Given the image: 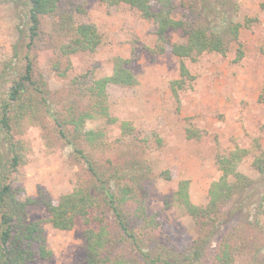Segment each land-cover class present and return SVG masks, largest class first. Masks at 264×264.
Wrapping results in <instances>:
<instances>
[{"label":"rangeland","instance_id":"rangeland-1","mask_svg":"<svg viewBox=\"0 0 264 264\" xmlns=\"http://www.w3.org/2000/svg\"><path fill=\"white\" fill-rule=\"evenodd\" d=\"M81 2L86 13L76 14L75 20L95 25L101 44L94 52L64 58L51 50L53 18L41 20V40L27 54V40L22 43L18 31L25 29L26 0L0 1V99L6 97L13 76L23 72L25 55L33 63L34 74H41L47 85L49 110L62 115L67 113L71 100L79 108L87 104L85 100H73L69 88L73 77L85 73L94 80L107 77L112 74L114 58L129 60L128 68L137 78V85L107 88L109 112L117 122L88 120L86 129H100L105 138L97 145L81 141L77 145L91 156L99 172L119 171L118 175L139 178L137 183L146 191L143 203L151 221L149 227L159 239V247L178 251L198 237L194 221L175 201L178 182L187 180L190 201L206 206L211 185L221 175L217 155L247 150L236 169L251 183L220 205L214 223L219 228L198 264H215L219 241L228 245L231 264H264V175L252 166L264 149V0H228V4L217 0L209 14L196 6L194 16L198 18L194 19L209 32H216V26L230 21L242 25L239 39L244 55L237 61V44L231 43L225 56L204 53L193 61L185 59L193 80L179 93V103L173 99L169 83L178 78L180 61L168 50L163 54L155 51L152 23L125 6H108L98 0ZM189 3L190 0H173V16H186L184 7ZM167 37L170 43L186 39L180 31L169 32ZM56 62L65 77L53 69ZM185 120L200 132L199 138H186ZM120 122H129L134 133L123 137ZM12 128L14 139L22 142L25 150L24 163L11 174V184L18 190V200L31 198L39 202L27 207V219L42 222L51 251L48 260L31 264H86L83 221L77 220L68 231L53 229L41 204L47 200L56 203L80 182L94 191L95 184L85 165L58 136L45 108L28 114ZM70 130L71 127L68 133ZM132 166L134 173H130ZM147 168L150 172L144 174ZM164 171L169 179L161 176ZM239 203L243 206L238 207ZM101 209L115 233L112 214L102 203ZM96 225L92 223V227ZM116 243L115 253L134 260L128 247L120 241Z\"/></svg>","mask_w":264,"mask_h":264},{"label":"trees","instance_id":"trees-1","mask_svg":"<svg viewBox=\"0 0 264 264\" xmlns=\"http://www.w3.org/2000/svg\"><path fill=\"white\" fill-rule=\"evenodd\" d=\"M98 1L108 6H125L137 12L143 20L152 23L156 36L155 51L163 54L168 50L180 61L178 78L169 83L171 95L176 103H179V93L187 89L188 81L193 80L183 62L185 59L193 61L204 53L225 56L231 43L237 44V61L244 55L239 39L241 24L230 21L216 26V32H209L206 26L194 19L198 18L194 16L196 6L199 5L203 13H213L214 2L217 0H190L184 7L186 16L180 18L173 16V0ZM219 2L228 4V0ZM81 3V0H26L28 8L25 29L18 31L22 43L27 40L24 46L27 54L33 45L41 40V20L48 17L54 19L49 41L51 50L56 55L68 58L77 53L96 51L101 44V36L96 26L75 20L76 14L86 13ZM177 31L185 35V41L170 43L168 33ZM14 54L16 55L17 51ZM24 59L26 62L23 72L13 76L6 97L0 99V264H31L36 260H48L51 257L42 222L27 219V207L39 202L31 198L18 200V190L11 184V174L24 163L25 150L22 142L14 139L12 127L41 107L45 108L52 118L58 136L72 147L76 157L85 165L89 179L95 184L94 191L91 192L86 183L80 182L70 193L60 196L56 203L49 200L41 203L48 215L47 222L53 229L68 231L74 227L77 220L83 221L86 227V264H198L219 228L214 223L220 205L228 203L239 189L243 190L251 183L236 169L248 151L236 149L217 155L216 162L221 175L211 185L206 206H196L190 201L187 180L178 182L174 194L175 201L194 221L198 237L182 251L174 247L163 250L159 247V239L154 235V230L149 227L151 221L147 219L143 203L146 191L137 183L139 178L118 175L119 171L99 172L91 156L77 145L80 141L97 145L105 138V133L100 129H86L88 120L103 119L109 124L117 122L109 112L107 88L110 85H137V78L128 68L129 60L114 58L112 74L107 77L94 80L86 73L73 77L69 81L73 100H85L87 104L85 108H79L77 103L71 100L72 103L70 101V106L65 110L67 113L62 115L63 113L49 110L47 85L41 74H34L33 63L28 55H25ZM53 69L60 76H66L65 72L60 71L59 62L54 63ZM5 70L6 68L3 72ZM184 128L187 139L200 137V132L187 120L184 122ZM119 129L123 137L134 133V128L129 122H120ZM252 166L260 175H264V149L254 158ZM133 167L130 173L135 172ZM144 172L148 174L149 168L144 169ZM161 176L169 179L167 171L161 173ZM101 203L114 218L115 233H112L107 225L108 220L102 212ZM126 206H132L134 209ZM241 206L243 205L239 203L238 207ZM92 223L97 225L92 227ZM145 231L146 233H143ZM118 241L129 248L134 260L128 261L124 255L114 252ZM216 251L215 264H231L229 247L225 241H219Z\"/></svg>","mask_w":264,"mask_h":264}]
</instances>
